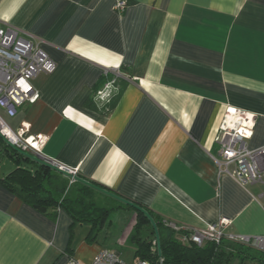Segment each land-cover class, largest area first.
Listing matches in <instances>:
<instances>
[{"label": "crops", "instance_id": "obj_1", "mask_svg": "<svg viewBox=\"0 0 264 264\" xmlns=\"http://www.w3.org/2000/svg\"><path fill=\"white\" fill-rule=\"evenodd\" d=\"M5 25L56 64L31 81L38 99L8 124L44 138L42 158L76 170L74 180L56 172L67 187L89 188L105 211L74 219L63 207L36 209L4 186L8 160L0 264H91L102 249L138 260L136 210L103 191L175 228L226 218L225 234L264 238V187L239 186L213 160L226 107L254 114L246 147L264 146V0H0ZM108 68L120 75L114 107L86 108Z\"/></svg>", "mask_w": 264, "mask_h": 264}, {"label": "built area", "instance_id": "obj_2", "mask_svg": "<svg viewBox=\"0 0 264 264\" xmlns=\"http://www.w3.org/2000/svg\"><path fill=\"white\" fill-rule=\"evenodd\" d=\"M126 7L125 1H118L114 10L122 12ZM56 70V64L40 48V44L26 32L5 25L0 27V137L22 152L43 159L41 150L45 144L44 138H36L28 134V126L21 124L12 128L7 119L14 118L17 110L23 104H32L38 99L31 81L39 75H50ZM107 79L102 87L94 94L98 105L104 106L118 91L117 80L120 78L117 69H105ZM255 125L254 114L234 107L224 109L214 143L218 145V154L213 157L221 175L230 176L239 186L247 188L259 184L264 187V146L250 150L246 141L252 137ZM74 180L76 170L58 166ZM72 180V181H73ZM230 225L226 218L203 230H188L167 225L176 234L183 245L202 247L206 243L219 245L222 240L250 246L264 252V238H253L225 234L224 230ZM156 247L152 252H156ZM159 255V254H158ZM162 258L155 262L147 259L136 260L130 264H162ZM67 264H79L70 259ZM91 264H125L110 250L99 251Z\"/></svg>", "mask_w": 264, "mask_h": 264}, {"label": "trees", "instance_id": "obj_3", "mask_svg": "<svg viewBox=\"0 0 264 264\" xmlns=\"http://www.w3.org/2000/svg\"><path fill=\"white\" fill-rule=\"evenodd\" d=\"M116 100L112 99L105 106L112 109ZM84 105L92 110L98 109L94 97L88 99ZM3 159L14 164L13 170L3 179V184L24 202L37 206L63 207L74 219L97 217L98 212L105 211L89 188L67 187V179H62L60 173L22 156L0 137V161ZM144 210L156 226L160 254L158 255L157 249L152 252L157 244L150 222L146 216L136 211L137 221L132 241L136 245L135 256L138 260L155 262L160 257L162 264H264L263 251L227 240H222L219 245L206 243L202 247L180 244L168 224L150 210Z\"/></svg>", "mask_w": 264, "mask_h": 264}, {"label": "water", "instance_id": "obj_4", "mask_svg": "<svg viewBox=\"0 0 264 264\" xmlns=\"http://www.w3.org/2000/svg\"><path fill=\"white\" fill-rule=\"evenodd\" d=\"M9 146H10V145H9ZM10 147H11L12 149H14L17 153L21 154V155L24 156V157H27V158H30V159L36 161V162H39V163H41V164H43V165L49 167V168L52 169V170L59 171L60 173H62V174H64V175H68L66 172L60 171V170L57 168V165H56L54 162H52L51 160H48V159H45V158L40 159V158L35 157V156H33V155L29 154V153L22 152V151L18 150L17 148L13 147V146H10ZM78 180H79L80 182L86 184V185L89 186V187H92V188L98 189V190H100V191H103V190L97 188L96 186H94L93 184H91V183H89V182L82 181V180H80V179H78ZM103 192H105L106 194H108V195H110V196L116 198L117 200H119V201H121V202H123V203H125V204H127V205H129V206H131V207L134 208L136 211L142 213L144 216L147 217L148 221L150 222V224H151V226H152V228H153V230H154L155 239H156V244H157V246H156V247H157V252H158V254H160L159 245H158V232H157V229H156V226H155L153 220L151 219V217L149 216V214L146 212V210H144L142 207H139V206H137V205H135V204H132V203H130V202H127V201H125V200L119 198L118 196H115V195H113V194H110L109 192H106V191H103ZM35 208L38 209V210H40V211H42V212H44V209H40L38 206H36Z\"/></svg>", "mask_w": 264, "mask_h": 264}, {"label": "rangeland", "instance_id": "obj_5", "mask_svg": "<svg viewBox=\"0 0 264 264\" xmlns=\"http://www.w3.org/2000/svg\"><path fill=\"white\" fill-rule=\"evenodd\" d=\"M114 98V96H113V93H110V96H109V100L108 101H112V99ZM95 101V103H96V105H98V103H97V100L95 99L94 100ZM110 101V102H111ZM0 167L2 168V169H9V168H11L12 167V165H11V163L8 161V160H3L1 163H0ZM170 228V227H169ZM176 239H177V237H176ZM178 240V239H177ZM178 242H179V240H178ZM180 244H182L181 242H179Z\"/></svg>", "mask_w": 264, "mask_h": 264}]
</instances>
